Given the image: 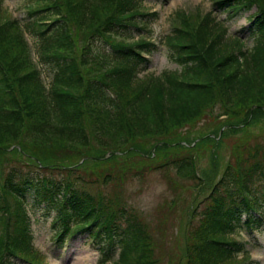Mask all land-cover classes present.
I'll return each instance as SVG.
<instances>
[{
    "label": "trees",
    "instance_id": "16d2710c",
    "mask_svg": "<svg viewBox=\"0 0 264 264\" xmlns=\"http://www.w3.org/2000/svg\"><path fill=\"white\" fill-rule=\"evenodd\" d=\"M146 1L25 0L47 85L0 0V264H47L34 245L31 209L51 218L59 244L87 235L99 264H243L236 235L264 213V0L178 11L162 45L179 69L140 77L159 50L141 37ZM255 7L249 48L215 13ZM228 137V164L201 179L197 154L206 147L215 159ZM149 170L210 185L202 204L188 207L175 262L122 198L126 183ZM95 184L118 193L92 192Z\"/></svg>",
    "mask_w": 264,
    "mask_h": 264
},
{
    "label": "rangeland",
    "instance_id": "374dc122",
    "mask_svg": "<svg viewBox=\"0 0 264 264\" xmlns=\"http://www.w3.org/2000/svg\"><path fill=\"white\" fill-rule=\"evenodd\" d=\"M10 11L17 13L20 16V3L23 0H3ZM214 0H150L146 1L143 10L151 12L147 18L148 22L140 23L144 30L141 37H147L159 45V50L154 52L150 58L148 68L139 73L140 77L163 75L165 71L179 69L166 54V47L162 45L167 33L171 27L176 26L177 21L175 16L178 11H187L200 15L212 9ZM256 10V7L250 12L241 13L238 16H230L229 11H218L215 15L217 18L224 21L228 28V34L233 39L234 36H240L245 39L246 47H252L255 39L250 34L248 27L250 14ZM23 13V12H22ZM25 14V13H24ZM26 15V14H25ZM22 18V15L20 16ZM172 25V26H171ZM138 34L136 38H138ZM30 43L34 44V39L28 36ZM35 48V47H34ZM32 49L33 58L38 61L41 60V55ZM40 67L43 68V76L47 85L51 81V76L44 62H39ZM241 135V134H240ZM96 143V140H94ZM231 143L234 144V139L230 137L226 139L223 146L215 148L216 157L213 159V152L208 148L203 147L201 154L197 155L198 173L201 179H209L215 171L222 172L224 167L228 164L231 156ZM100 154V152H95ZM104 154V153H102ZM118 153L116 155H120ZM108 155L105 154V157ZM214 165V166H213ZM174 173V171L172 170ZM176 175V174H175ZM132 181L126 183L123 194L124 204L137 210L141 217L148 221V230L153 236H157L163 241L164 255L166 260L169 256H173V262L179 257L183 249V238L189 222L186 224L188 207L194 203L201 205L202 200L210 193V185L203 186L204 188H196L193 184L196 181L180 180L176 182L172 175L166 174L165 171L152 170L148 171L143 177L135 175ZM179 180V179H178ZM173 183V184H172ZM104 191H109L112 194L118 193L117 187L102 186L95 184L89 186V190L95 192L97 187ZM117 186V185H116ZM118 189V188H117ZM198 204V205H199ZM33 217V232L34 245L42 253L46 254L44 262L48 264H99L100 251L96 250L92 240L84 235L78 233L73 238H66L63 243L56 242V230L52 227L51 218L46 220L45 216L37 209L32 210ZM264 217V213L262 214ZM196 222V221H195ZM236 238L244 243L245 251L239 253L241 263L247 264L248 259L242 258L244 253L250 256L252 264H264V218L261 222L256 223L253 229H248L243 226ZM95 241V240H93ZM93 245V246H92ZM23 264V263H20Z\"/></svg>",
    "mask_w": 264,
    "mask_h": 264
}]
</instances>
